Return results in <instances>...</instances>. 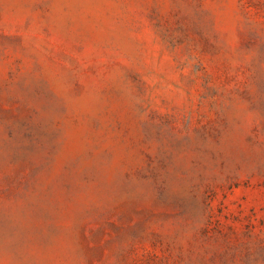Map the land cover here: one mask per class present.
Listing matches in <instances>:
<instances>
[{
    "label": "rangeland",
    "instance_id": "obj_1",
    "mask_svg": "<svg viewBox=\"0 0 264 264\" xmlns=\"http://www.w3.org/2000/svg\"><path fill=\"white\" fill-rule=\"evenodd\" d=\"M0 264H264V0H0Z\"/></svg>",
    "mask_w": 264,
    "mask_h": 264
}]
</instances>
